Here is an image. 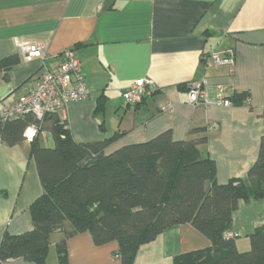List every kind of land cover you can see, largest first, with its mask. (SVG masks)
Masks as SVG:
<instances>
[{"label":"crops","instance_id":"obj_1","mask_svg":"<svg viewBox=\"0 0 264 264\" xmlns=\"http://www.w3.org/2000/svg\"><path fill=\"white\" fill-rule=\"evenodd\" d=\"M28 39L47 46L45 66L56 68L66 50L83 64L91 90L87 101L71 102L63 114L78 142L120 135L106 153L150 140L171 130L181 141L191 129L206 128L208 142L200 148L216 163L217 181L245 178L259 155L264 136V0H0V109L18 101L38 83L45 68L40 59L26 60L16 45ZM233 49L235 64L208 67L212 50ZM20 59L4 77V59ZM139 78L156 88L142 104L129 105L123 91ZM204 80L211 98L225 84L248 91L249 102L225 107H193L188 102L192 82ZM175 103L173 113L162 106ZM44 147L53 135L42 131ZM43 193L31 142L10 146L0 140V249L6 234L33 229L30 206ZM264 226V198L240 200L233 231L240 251L250 249L249 236ZM51 236L46 264H59ZM211 246V240L191 224L168 227L143 244L134 264H174L177 255ZM69 264H122L118 241L97 245L89 231L67 239ZM0 264H36L24 258Z\"/></svg>","mask_w":264,"mask_h":264},{"label":"trees","instance_id":"obj_2","mask_svg":"<svg viewBox=\"0 0 264 264\" xmlns=\"http://www.w3.org/2000/svg\"><path fill=\"white\" fill-rule=\"evenodd\" d=\"M19 61L12 56L1 62L6 79ZM249 96L248 91L233 89L231 99L245 104ZM31 124L38 126L39 134L49 131L54 145L42 146L39 135L31 141L43 193L30 206L33 229L6 234L1 261L24 258L46 264L51 236L60 230L64 237L57 243L59 264H69L67 239L84 231L97 245L118 241L121 263L134 264L143 244L168 227L191 224L211 240V246L179 254L174 264H264V226L249 236L246 251L237 247L238 234L227 236L233 231L239 201L264 198V136L247 176L219 183L215 161L200 148L208 142L204 127L191 129L190 135L198 136L186 140H175L166 130L106 153L120 133L78 142L60 114L42 119L29 114L7 120L0 116V140L16 145L25 140Z\"/></svg>","mask_w":264,"mask_h":264},{"label":"built area","instance_id":"obj_3","mask_svg":"<svg viewBox=\"0 0 264 264\" xmlns=\"http://www.w3.org/2000/svg\"><path fill=\"white\" fill-rule=\"evenodd\" d=\"M17 47L26 60L40 59L43 71L38 76V83L28 90L18 101L11 105H4L0 109V116L7 120L15 117H24L29 114L38 119L45 115L65 113L71 102L87 101L91 90L86 83V75L81 60L73 50L63 53V60L56 68L45 66L48 56L47 46L43 43L33 42L28 39H20L16 42ZM208 67L235 64V52L233 49L212 50L204 58ZM156 88L154 80L139 78L126 87L123 91V99L129 105L141 104L153 93ZM233 87L225 84L215 86L216 99L211 98L209 88L204 80L192 82L188 88V102L191 106L218 104L225 107L233 105L231 96ZM165 113H173L175 103L169 101L162 106ZM39 135L38 126L31 124L24 133L25 140L31 142ZM236 232L231 231L228 237H235Z\"/></svg>","mask_w":264,"mask_h":264}]
</instances>
